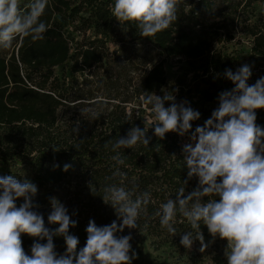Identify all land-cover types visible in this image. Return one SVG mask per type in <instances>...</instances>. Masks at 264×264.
<instances>
[{
    "label": "trees",
    "instance_id": "trees-1",
    "mask_svg": "<svg viewBox=\"0 0 264 264\" xmlns=\"http://www.w3.org/2000/svg\"><path fill=\"white\" fill-rule=\"evenodd\" d=\"M30 2L21 0V7L26 10ZM113 2L49 0L41 17L49 28L45 38L33 42L18 37L12 48L0 49V177L12 174L37 186L33 202L39 207L34 210L50 229L58 227L47 221L50 198L56 197L77 221L69 229L79 238L77 250L86 244L90 220L97 226L121 222L101 198L105 177L117 167L111 159L115 153L105 148L108 141L126 135L134 125L149 128V146L121 149L126 159L119 166L127 183L152 193L149 216L167 198L175 199L187 179L177 134L158 139L148 122L150 106L140 99L167 87L169 61L186 71L174 86L176 102L187 101L201 114L191 122L190 134L211 117L220 93L234 87L224 76L226 69L235 73L250 65L249 85L264 77V13L258 12L264 0H179L177 21L154 37L141 36L134 22L121 25L111 13ZM227 46L238 49L228 53ZM256 115L264 128V109ZM65 164L71 165L68 171ZM197 184L198 178L189 180L186 193ZM21 203L22 198L17 207ZM138 224L139 229L117 233L132 236L129 254H137L132 264H227V244L218 237L204 253L198 241L191 250L180 245L181 234L191 230L183 217H177L174 237L161 228L159 218L141 217ZM201 230L205 242L212 241L206 226ZM21 239L31 255L36 238L22 234ZM53 242L57 254H64V238L53 237ZM146 247L158 256L139 259Z\"/></svg>",
    "mask_w": 264,
    "mask_h": 264
},
{
    "label": "clouds",
    "instance_id": "clouds-1",
    "mask_svg": "<svg viewBox=\"0 0 264 264\" xmlns=\"http://www.w3.org/2000/svg\"><path fill=\"white\" fill-rule=\"evenodd\" d=\"M48 2L31 0L25 10L21 0H0V49L12 48L18 37H30L33 42L43 40L49 28L41 17ZM178 3L179 0H114L109 7L121 25L134 22L141 36L154 37L177 21ZM251 75L250 65L241 66L235 73L225 70V78L234 87L220 93L219 106L211 117L191 132V142L182 147L187 179L176 190L175 199L167 198L151 216L148 207L152 193L140 191L134 182L127 183V173L119 167L125 165L126 159L121 149H133L138 144L149 146V128L134 125L126 135L105 144L115 153L111 159L117 167L105 177L101 198L121 222L97 226L90 220L86 244L79 250V238L69 233L77 221L56 197L50 198L47 221L58 227L50 229L45 226L44 216L34 210L39 207L33 202L37 186L12 174L0 177V264H132L137 258L134 251L129 254L132 236L117 233L125 228L139 229L141 217L159 218L161 228L174 237L178 235V216L191 229L180 237L185 249L191 250L198 241L199 252L204 253L218 237L227 242V264H264V128L256 123V110L264 109V77L249 85ZM140 99L143 105L150 106L148 122L160 140L169 132L185 136L192 129L191 122L200 119L199 111L187 106V101L177 103L172 93H149ZM73 132L78 134L79 122ZM70 167L65 164L64 171ZM193 177L198 178L197 187L186 193V185ZM21 198L23 203L17 207L16 201ZM201 225L206 226L212 241L205 242ZM22 234L36 238L31 255L22 246ZM53 237L64 238V254L55 251ZM44 240L46 243L39 242Z\"/></svg>",
    "mask_w": 264,
    "mask_h": 264
},
{
    "label": "rangeland",
    "instance_id": "rangeland-1",
    "mask_svg": "<svg viewBox=\"0 0 264 264\" xmlns=\"http://www.w3.org/2000/svg\"><path fill=\"white\" fill-rule=\"evenodd\" d=\"M258 12H263L264 13V6H259L258 7ZM233 49L235 50V49H238V48L235 47V46H227L228 53L233 51ZM182 68L183 67H181V65L177 64V62L175 60H171V61H169L167 63V65L165 66V71H166L168 85L159 94L160 96H163L165 92H169V93H172V94L175 93L174 92V86L177 84V81L179 80V78H182L183 72H186ZM57 74H60V70L57 71ZM255 82H256V80H252V81H250V84L252 85ZM226 244H227V242H226ZM157 256L158 255L155 254L149 247H146L145 252L139 257V259L145 260V261L146 260H153Z\"/></svg>",
    "mask_w": 264,
    "mask_h": 264
},
{
    "label": "built area",
    "instance_id": "built-area-1",
    "mask_svg": "<svg viewBox=\"0 0 264 264\" xmlns=\"http://www.w3.org/2000/svg\"><path fill=\"white\" fill-rule=\"evenodd\" d=\"M190 135H191V134L188 133V134H186L185 136L181 137V136H179V135L177 134V138H178L179 145H180L181 148L183 147L184 144L191 142L190 139H189Z\"/></svg>",
    "mask_w": 264,
    "mask_h": 264
}]
</instances>
